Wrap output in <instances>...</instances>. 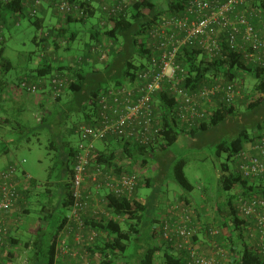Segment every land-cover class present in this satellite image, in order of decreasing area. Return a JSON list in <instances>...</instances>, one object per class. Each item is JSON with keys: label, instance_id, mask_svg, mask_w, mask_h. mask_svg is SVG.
Masks as SVG:
<instances>
[{"label": "trees", "instance_id": "1", "mask_svg": "<svg viewBox=\"0 0 264 264\" xmlns=\"http://www.w3.org/2000/svg\"><path fill=\"white\" fill-rule=\"evenodd\" d=\"M57 1L60 0H42V5L36 7L32 0H0V22L2 21L4 24L6 17H14V15L26 16L37 29H41L43 19L38 18L37 15L39 12L46 13L47 9L43 7V2L59 16V25L51 27L43 39H50V43L45 46L44 56H42L46 65H42L36 70L37 76L35 78L45 79V82L39 79L43 88L45 83H48L50 87V82L57 76L68 75L67 77L72 79V83L66 88L62 96L72 92L83 111L90 108V112L85 114V123L83 124L95 126L100 112L98 103L100 95L109 88L118 89L124 83L134 80L141 69L146 68L155 57H158L157 45L151 35L152 31L170 17H182L189 0H163L162 3H155L154 0H142L124 10L123 13L112 16H109L102 9V5L108 1L99 0L92 6L86 18L59 14L54 6ZM253 4L261 5L264 8V0H254ZM35 9L37 14L34 15ZM98 11L100 14L97 27L91 29L92 43L87 47V54L83 61L76 62L78 65L81 64L79 68L71 65H61L54 68L52 64L48 63L51 60L56 61L55 56L61 49L69 50L71 45L77 41L78 33L72 30L70 25L85 24L89 19L96 17ZM102 20L106 21L105 25H102ZM254 22L258 24L260 21ZM0 31L2 32V30ZM1 38L0 58L4 53L3 33ZM34 41L37 42V37ZM108 41L112 43L110 57L102 69H97L96 65H103V63L99 62L98 56L90 54L91 48L100 43H108ZM178 61L188 73L185 87L191 91L215 82L235 83L239 88L242 87L243 95V86L247 77L252 76L254 80H257L256 83L254 82L253 88L255 96L243 98L241 95L232 105L224 104L218 97L213 107L207 109L208 117L197 122L194 127H190L182 123L177 116V97L175 94L162 91L157 96L155 112L156 119L161 122L159 137L149 145H142L131 140L109 139L103 142L105 144L103 150H96L91 160L92 165H105L109 172L117 174H132L135 173L136 168L147 169V166L155 161L158 153L165 152L167 148L173 145L181 144L186 136L195 138L199 134L217 128L235 117L238 114L239 104L245 105L251 112L258 111L263 107L264 65L261 67L252 65L238 52L231 53L225 59H210L203 50L196 46L183 48L179 53ZM83 66H88L89 70H85ZM7 71H9L7 60H2L0 62V75ZM61 97L58 99L59 101H61ZM258 129L259 131H253L252 135L242 130L231 143L220 145L218 154L225 152L227 156L224 161H219L214 165L218 193L222 194L218 198H223L219 202L220 205L217 204L218 221L224 233L226 232V237L221 238L219 242L223 246L231 247V252L235 256V264H264V253L258 246L261 240L257 230H255L254 222L243 218L238 209L240 200L264 199V179L246 178L239 171V155L250 150L251 146L264 138V127L259 124ZM68 155L72 157V166L68 165L67 167L66 173L69 181L64 188H61V194L64 195L63 206L70 210L73 204L72 179L76 150L71 149ZM231 162L235 163L233 168L230 166ZM186 165L183 160L176 162L173 166L172 177L183 191L178 196V203L190 206L192 203L190 194L193 191V186L186 178ZM147 183L148 179L145 181V184ZM35 185L36 182L32 179L31 189L24 191L26 199L33 192ZM140 187H143V183L139 180L133 198L118 197L112 193L106 194L105 203L107 207L104 210L113 217L112 219L104 215L94 217L91 214L83 217L84 225L88 231L94 228L100 233L97 242L88 250L87 257L91 264H157L156 261L160 254H163L161 264H184L181 258L171 252L170 246L163 243L149 245L136 260L125 257L133 237L138 238L140 230L143 228L139 224H145L143 218L149 211L148 200L146 202L137 197ZM237 188L241 189V194L237 197H231L230 195ZM154 202L155 206H153L158 207L160 202ZM170 205L169 203L168 206ZM28 212L29 210L26 208L23 214ZM261 213L264 214V211ZM66 220V217L61 219L57 233L48 247L44 264H55L56 241L59 231L64 227L63 222ZM155 220L153 218L151 222H155ZM138 226L140 228L137 229ZM155 237L156 229H153L151 239ZM19 243L20 239L11 237L10 250L7 252L3 264L15 262L20 251L19 249L15 251L14 248ZM24 248L31 249V251L39 249L37 243L31 245L30 242L26 243ZM34 261L36 262V259Z\"/></svg>", "mask_w": 264, "mask_h": 264}, {"label": "built area", "instance_id": "2", "mask_svg": "<svg viewBox=\"0 0 264 264\" xmlns=\"http://www.w3.org/2000/svg\"><path fill=\"white\" fill-rule=\"evenodd\" d=\"M99 0H64L55 2V10L62 15L86 18L92 6ZM102 9L109 16L123 13L130 6L142 0H106ZM41 6L42 0H32ZM111 2V3H109ZM254 0H189L182 17H170L160 23L151 35L157 45V56L146 68L141 69L134 80L124 83L118 89L109 88L99 97V116L95 126L80 125L77 133L82 142L75 155L72 179L73 204L66 225L58 236L56 253L60 259L78 260L74 264H91L87 257L90 246L100 237L98 230L87 231L83 217L91 214L113 218L104 210L105 197L101 205L94 206V192L105 189L108 194L133 198L139 178L136 173L117 174L109 172L105 165H92L96 142L117 138L149 145L160 135L161 122L156 119L157 96L162 91L177 97V116L187 126L208 117V110L219 97L226 105H232L242 95V87L235 83L215 82L191 91L185 87L188 73L178 61L181 50L196 46L210 59H225L233 52L241 53L252 65H264V8L254 5ZM37 14V10L33 11ZM260 21L258 24L254 21ZM106 21L102 20V25ZM255 23V24H254ZM1 29V24H0ZM2 32L0 31V41ZM112 43L92 46L90 54L98 56L100 63L108 61ZM80 62L83 58L79 59ZM57 76L50 82V99L57 101L72 79ZM42 82L25 77L20 88L29 95L42 91ZM208 109V110H207ZM239 171L246 178L264 179V138L239 155ZM18 167L8 166L0 172V264L11 246L12 230L17 223L11 217L23 214L27 208L24 191L31 189L30 178ZM239 213L246 220L254 222L261 242L258 246L264 253V199L240 200ZM192 208L175 202L165 212V219L157 229V239L167 244L184 264H235L231 247L223 246L216 237L223 238L218 228H208L206 233L214 237L212 254L207 256L197 248L193 237ZM16 226V227H15ZM198 232V229L196 230ZM73 237L77 249L69 247Z\"/></svg>", "mask_w": 264, "mask_h": 264}, {"label": "rangeland", "instance_id": "3", "mask_svg": "<svg viewBox=\"0 0 264 264\" xmlns=\"http://www.w3.org/2000/svg\"><path fill=\"white\" fill-rule=\"evenodd\" d=\"M154 2L162 3L163 0H154ZM43 7L47 9L46 13L39 12L37 15L38 18L43 19L41 29H37L26 16L14 15V17H6L4 24L0 22V30L4 35V53L0 62L8 60L13 64V69L4 75L1 74L0 80L12 85L26 74L35 75L36 70L43 64L45 46L50 43V39H43L51 27L59 25L60 21L59 16L45 2ZM99 14L98 11L96 17L89 19L85 24H71L70 28L78 33L77 41L69 50L61 49L55 56L56 61L51 60L48 63L54 68L61 65L79 68L81 64L78 65L76 62H80L79 59L87 54V47L92 43L91 29L97 27ZM35 37L37 42L34 41ZM103 66L104 64L96 65L97 69H102ZM84 69L88 71L89 67L85 66ZM254 82L256 83L257 80L252 76L247 77L243 86V98L255 96ZM1 94L2 97L9 99L12 97V92L9 90ZM238 106V114L226 123L195 138L186 136L181 144L173 145L165 152L158 153L155 161L151 162L147 169L136 168L135 173L143 183V187L137 192V197L143 201L148 200L146 202L149 211L143 218L145 224H139L143 228L138 238L133 237L129 244L125 253L126 258L136 260L149 245L161 244L157 239V229L165 219L169 203L178 202L176 197L183 193L172 177L174 164L181 160L187 164L185 175L193 186L190 194L192 202L202 211L210 209L212 214L210 222L213 225L211 227L218 228L223 239L226 237V232L224 233L218 221L217 204L220 205L219 202L223 198H218L222 194L218 193L214 165L224 161L227 153L221 152L219 155V146L231 143L242 130L252 135L253 131H259V124L264 127V105L255 112L248 111L245 105ZM5 107V110L0 108V118H7L10 122L0 125V170L14 165L18 167L19 172H25L36 182L28 198L29 212L25 214L26 218L21 224L19 237L23 246L28 242H36L39 249L27 253L22 247L19 258L14 264H25L29 256L31 261L27 264H44L48 247L57 233L61 219L70 215V210L63 206L65 201L61 188H64L69 181L66 170L68 165L72 166V157L68 154L71 149H75L77 153L82 142L76 130L85 123V114L90 112V108L83 111L72 92L65 94L59 105L45 102L42 107H38L33 103L29 104L23 113L13 104ZM104 145L101 141L96 142L97 149H104ZM6 149L8 153H5ZM234 165V162L230 163L232 168ZM146 179H148L147 184H145ZM240 194L241 189L237 188L230 196L237 197ZM203 195L206 197L204 198ZM154 201L160 202L156 208ZM193 212L197 211L193 210ZM153 218L156 219L155 222H151ZM139 226L137 229L140 228ZM153 229H156L157 236L151 239ZM161 257L163 258V254L158 256L157 264H161Z\"/></svg>", "mask_w": 264, "mask_h": 264}, {"label": "crops", "instance_id": "4", "mask_svg": "<svg viewBox=\"0 0 264 264\" xmlns=\"http://www.w3.org/2000/svg\"><path fill=\"white\" fill-rule=\"evenodd\" d=\"M42 65H46V64L43 62ZM7 67H8L9 71L13 69V64L11 62H9L8 60H7ZM7 72H5V73H7ZM36 76H37V73L35 75L26 74V75L20 77L18 79L17 83H13L12 85L8 84L4 80H0V92L3 94H5V92H7L8 90L12 92V97L10 99L8 97H5V96L2 97V94L0 93V108L5 110L6 105L13 104L18 108L19 112L23 113V112H25L26 107H28L29 104H33V103H34V105H36L38 107H42L45 102H47L49 104L59 105L63 99V96L61 97V101H59V100L53 101L52 99H50L51 90H50L48 83H45V86L42 88V91L36 95L26 94L20 88V82L25 77H29L30 79L35 80L36 82L40 81L39 79H41V81L43 80L45 82L44 78H37L36 79L35 78ZM8 101H10V103ZM9 122H10L9 119H7V118H5V119L0 118V125H3L4 123L9 124ZM76 133H77V131H76ZM104 147H105V145H104ZM101 150H103V149H101ZM5 153H8V149H6ZM5 169L0 170V172L5 170ZM106 194H107V191L105 189H102L101 191L94 192L93 205L94 206L101 205L102 198H104L106 196ZM203 197L205 198L206 196L203 195ZM178 198L179 197H176V200H178ZM28 205H29V201H28V197H27V206ZM190 206H192V208H193L192 210L197 211V212H192V215H193V226L192 227L195 230L193 240H194L197 248L203 254H205L207 256H211V254H212V248L211 247L213 244L212 241L214 240V237L209 236L206 233V229H205V228H211V226H213L212 223L210 222V219L212 216L210 209L207 208L206 210L202 211L197 206H195L193 202L190 204ZM168 208H169V206H168ZM25 218H26L25 214H19L17 216L10 218V221L12 223H15V222L17 223V227L15 226L16 228L12 230V234H11L12 238H15L18 240L20 239L19 233L21 232V229H22L21 224L25 221ZM63 221H65V220H63ZM63 223L65 226L66 222H63ZM62 229L59 231L58 236L62 232ZM197 229H198V232L196 231ZM87 233H88V230L85 232V235H87ZM156 236H157V234H156ZM57 239H58V237H57ZM216 239L221 240L220 237H216ZM30 243H31V245L36 244V242L35 243L30 242ZM57 245H58V241H56V246H55L56 250H57ZM15 246L16 247L14 248V250L16 251L19 249V251H20L21 248L24 247L22 244V240L20 239V243L18 245H15ZM69 247L71 249H77L78 248V245L74 241L72 236H70V238H69ZM26 250H27V253L29 251H31V249H26ZM91 257H92V255L90 256V258ZM18 258H19V255H18ZM18 258L15 260V262L18 260ZM28 261L30 262L31 258L25 260V264H27ZM77 261L78 260H76V259H69V257H65V260H63V259H60L57 255L56 259H55V264H74ZM14 263H11V264H14Z\"/></svg>", "mask_w": 264, "mask_h": 264}]
</instances>
